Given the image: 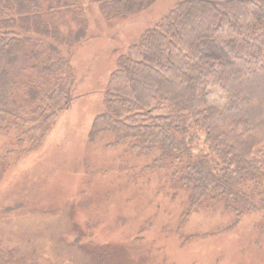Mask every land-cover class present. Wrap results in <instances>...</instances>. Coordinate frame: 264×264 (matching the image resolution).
Returning a JSON list of instances; mask_svg holds the SVG:
<instances>
[{
  "label": "trees",
  "instance_id": "16d2710c",
  "mask_svg": "<svg viewBox=\"0 0 264 264\" xmlns=\"http://www.w3.org/2000/svg\"><path fill=\"white\" fill-rule=\"evenodd\" d=\"M155 1L89 3L114 19ZM87 31L85 0H0V133L15 136L21 153L71 106L76 78L63 50ZM104 105L90 141L107 137L149 156L168 193H187L190 210L219 206L238 219L264 211V0H174L119 53ZM84 237L77 244L96 252ZM5 248L0 262L8 263L13 249Z\"/></svg>",
  "mask_w": 264,
  "mask_h": 264
},
{
  "label": "rangeland",
  "instance_id": "374dc122",
  "mask_svg": "<svg viewBox=\"0 0 264 264\" xmlns=\"http://www.w3.org/2000/svg\"><path fill=\"white\" fill-rule=\"evenodd\" d=\"M173 2L108 19L85 0L88 38L63 50L76 78L71 106L30 152L0 133V247L13 249L0 264H264L263 210L240 219L219 206L190 210L149 156L89 139L117 56ZM77 234L95 239L96 252Z\"/></svg>",
  "mask_w": 264,
  "mask_h": 264
}]
</instances>
